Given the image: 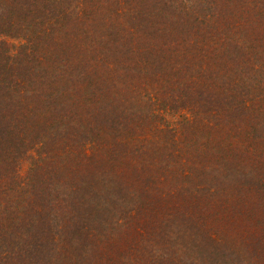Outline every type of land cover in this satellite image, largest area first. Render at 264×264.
Listing matches in <instances>:
<instances>
[{"label":"trees","instance_id":"16d2710c","mask_svg":"<svg viewBox=\"0 0 264 264\" xmlns=\"http://www.w3.org/2000/svg\"><path fill=\"white\" fill-rule=\"evenodd\" d=\"M0 264H264V0H0Z\"/></svg>","mask_w":264,"mask_h":264}]
</instances>
